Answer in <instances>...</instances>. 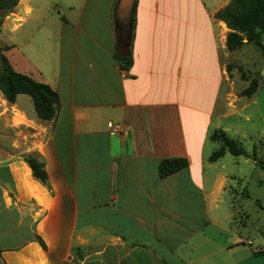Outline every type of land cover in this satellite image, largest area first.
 <instances>
[{"label": "crops", "instance_id": "1", "mask_svg": "<svg viewBox=\"0 0 264 264\" xmlns=\"http://www.w3.org/2000/svg\"><path fill=\"white\" fill-rule=\"evenodd\" d=\"M136 1L128 71L114 59L116 48L126 54L117 0H18L11 12L0 9L10 66L59 99L55 121L41 123L29 97L9 105L0 94V118L18 135L10 153L0 152V264H235L264 251V223L239 209L238 179L221 162L228 153L210 163L204 151L213 131L226 134L214 120L237 112L227 107L236 84L226 62L249 48L263 54L264 35L262 47L243 40L229 53V30L214 16L230 0ZM25 155L43 163L46 184ZM170 158L188 167L160 179L158 164ZM230 226L228 244L221 235ZM246 227L260 239L251 254L221 251L253 246L238 232Z\"/></svg>", "mask_w": 264, "mask_h": 264}, {"label": "rangeland", "instance_id": "2", "mask_svg": "<svg viewBox=\"0 0 264 264\" xmlns=\"http://www.w3.org/2000/svg\"><path fill=\"white\" fill-rule=\"evenodd\" d=\"M242 56V61L240 60L241 55H234L226 62L236 84L233 92L236 95H227V107L230 111H234L236 107L237 112L225 119L216 118L213 128L218 127L224 130L226 135L238 142L239 147L246 153L250 155L254 153V159L226 154L221 162L227 172L238 179L231 185L237 191V200L240 201L238 202L239 209H242L249 216L254 226H260L264 223V169L260 167L264 166V77L261 76L263 74L259 75L261 70L255 63H261L262 58L261 65L262 71H264V53L249 48L248 51L242 53ZM238 59L242 64L238 63ZM252 82H256L258 90L255 95L247 98L242 95V92ZM222 108L223 105L219 103L218 111ZM16 137L18 135L12 131L8 118L3 115L0 118V152L3 154L10 153ZM222 147L221 143H212L208 138L204 150L205 155L210 156ZM240 219L244 224L247 223L244 214ZM229 229L233 231V226L225 227L226 233L221 235V241L224 240L228 244L231 243L230 240L232 241L229 235L232 233L228 231ZM238 232L241 236L252 240L253 246L235 245L221 251H233L235 255L251 254L252 248L260 240L257 232L251 227L240 228ZM259 232L264 236L262 227H259ZM257 251H260V247Z\"/></svg>", "mask_w": 264, "mask_h": 264}, {"label": "trees", "instance_id": "3", "mask_svg": "<svg viewBox=\"0 0 264 264\" xmlns=\"http://www.w3.org/2000/svg\"><path fill=\"white\" fill-rule=\"evenodd\" d=\"M18 0H0V9L11 12L17 5ZM137 1L134 5V13ZM214 18L223 22L229 32L226 35L225 47L226 51L231 53L240 49L246 40V43L260 48L262 47V35H264V0H230L228 5L218 11ZM134 28V21H133ZM133 36V32H132ZM9 47L0 48V94L5 102L9 105L14 104L16 97L24 95L30 98L35 112L36 120L41 123L54 122L58 109L59 99L55 91L49 86L37 83L31 78L14 72L9 64L4 52ZM132 38L126 54H121L116 48L114 59L119 68L128 71L132 66ZM229 65H226V72L230 73ZM256 82H252L242 92V95L250 98L256 91ZM209 140L212 143H221L222 148L212 153L208 162L213 163L222 158L226 153L234 156H246V152L239 147L238 142L229 139L225 133L221 131H213ZM254 159V153H252ZM23 162L31 171L32 177L46 184L47 175L44 165L34 155H25ZM188 167V161L184 158H170L161 160L157 167L158 177L160 179L167 178ZM264 169V166H260ZM41 246L42 241L36 238ZM264 251H256L252 256L262 255Z\"/></svg>", "mask_w": 264, "mask_h": 264}, {"label": "water", "instance_id": "4", "mask_svg": "<svg viewBox=\"0 0 264 264\" xmlns=\"http://www.w3.org/2000/svg\"><path fill=\"white\" fill-rule=\"evenodd\" d=\"M135 1L117 0L113 12L117 42L120 49L125 52H127L132 38ZM235 264H264V254L251 256Z\"/></svg>", "mask_w": 264, "mask_h": 264}]
</instances>
